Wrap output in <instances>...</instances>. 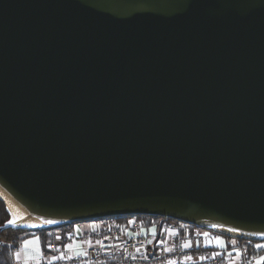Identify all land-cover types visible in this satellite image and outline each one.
<instances>
[{"label": "water", "instance_id": "water-1", "mask_svg": "<svg viewBox=\"0 0 264 264\" xmlns=\"http://www.w3.org/2000/svg\"><path fill=\"white\" fill-rule=\"evenodd\" d=\"M0 201L264 241V0H0Z\"/></svg>", "mask_w": 264, "mask_h": 264}, {"label": "crops", "instance_id": "crops-1", "mask_svg": "<svg viewBox=\"0 0 264 264\" xmlns=\"http://www.w3.org/2000/svg\"><path fill=\"white\" fill-rule=\"evenodd\" d=\"M131 222L133 221L115 220L76 223L71 226L65 227L64 230L55 232V245L57 246V248H60L61 251H65L62 248V245L65 243H73L74 246H76V250L83 251L84 253H87L88 250L96 249L101 253L102 258L109 261V264H126L121 259V251L123 242L127 239V237L145 240L148 245V253L150 255H154L158 252L169 253L170 251H165V249H172L176 236H179V232L182 231L184 234L183 237L180 238L184 240V243H190V248H192L193 250L212 249L213 251H219L220 253L225 255L227 259L226 264H241L242 256H238L236 254L237 251L240 252V249L236 248V245L233 243V241H228L216 234L207 232L205 230H191L187 227L182 228L181 226H179L183 224H169L164 226L160 231H157L155 225H147L145 221L136 223L138 225L136 231L127 232L128 225ZM77 229H79V231H77ZM153 229H155V235H153ZM205 233H207L208 235L205 236ZM35 237L38 236L32 234L25 240H32ZM57 237H64L65 241L63 242L61 241V239L57 240ZM216 237H220L225 242L224 247H221L216 243ZM89 240L92 244L91 247H89L87 243H84L85 241ZM96 241H100L101 244H97ZM149 241H152V243H148ZM23 242L21 243L17 251L21 254L19 260L16 259L15 255L13 256L14 263L36 264L35 260L29 258L37 256V245H25ZM101 245H103V247ZM39 248L42 251L41 243L39 244ZM76 250L67 254L75 257ZM228 252L232 253L231 257L228 256ZM52 255H59V253L56 251H48L47 254H44L45 259L40 261V264L49 263ZM260 256H264V253ZM253 263L255 264L254 259Z\"/></svg>", "mask_w": 264, "mask_h": 264}, {"label": "built area", "instance_id": "built-area-1", "mask_svg": "<svg viewBox=\"0 0 264 264\" xmlns=\"http://www.w3.org/2000/svg\"><path fill=\"white\" fill-rule=\"evenodd\" d=\"M138 225L131 222L128 225L127 232H134ZM184 240L180 236H176L172 250L169 253L158 252L154 255L148 253V245L145 240L139 238L127 237L123 242L121 259L126 264H168L169 260H173L176 264H226L227 259L224 254L212 249H196L183 247ZM11 256L18 251V247L8 245ZM57 246H48V251H55ZM139 249V252L137 251ZM219 253V255H217ZM147 257V258H145ZM191 257V259H185ZM241 264H251V257L242 256ZM49 264V263H47ZM54 264H109V261L102 258L101 253L96 249L88 250L85 256L73 260H58Z\"/></svg>", "mask_w": 264, "mask_h": 264}, {"label": "trees", "instance_id": "trees-1", "mask_svg": "<svg viewBox=\"0 0 264 264\" xmlns=\"http://www.w3.org/2000/svg\"><path fill=\"white\" fill-rule=\"evenodd\" d=\"M130 218H134L137 221H145L147 225L155 224L157 231H160L164 226L169 224L170 222L174 223H179L176 221H172L167 218H162V217H153V216H128V217H115V218H109V219H101V220H96V221H125ZM8 219V215L5 211V208L0 201V226H2ZM182 224V223H181ZM73 224L69 225H64L60 226L57 228H50V229H45V230H37V231H28V230H13V229H7L3 231L0 234V242H1V248H0V264H15L13 261V256L10 254V250L8 248V245H12L13 247H19L21 243L28 238L30 235L35 234L39 237L40 243H41V249L44 254L48 253V246L53 245L56 243L55 240V232L64 230L65 227L71 226ZM187 228L193 230V229H199L194 226H190L187 224H183ZM183 232H179V236L183 237ZM217 235V234H216ZM221 236V235H218ZM226 240H238L239 242V247L242 251L243 256L246 257H253L258 254L263 253L264 251L262 250H256L253 247V244L255 243L254 241H246V240H241V239H233L230 237H225ZM61 241H65L64 237H61Z\"/></svg>", "mask_w": 264, "mask_h": 264}, {"label": "snow or ice", "instance_id": "snow-or-ice-1", "mask_svg": "<svg viewBox=\"0 0 264 264\" xmlns=\"http://www.w3.org/2000/svg\"><path fill=\"white\" fill-rule=\"evenodd\" d=\"M9 223H12V221H9ZM47 224H52V223H55V221L53 220H47L46 221ZM32 227H36L37 225H30ZM77 231H79V229H77ZM229 231H232V229H229ZM261 235H264V233H260ZM153 235H155V229H153ZM205 236H207L208 234L205 233L204 234ZM61 237H57V240H60ZM25 245H28V244H35L37 245V256L36 257H30L29 259H33L36 261V264H40V261L44 260L45 259V256H44V253L43 251L40 250L39 248V244H40V241H39V237H35L34 239L32 240H25L23 242ZM84 243H87L89 245V247L92 246L91 244V241H85ZM97 244H101L100 241H96ZM148 243H152V241H149ZM216 243L221 246V247H224L225 246V242L220 238V237H216ZM233 243H235V241H233ZM103 247V245H101ZM191 244L190 243H185L183 245V247L187 248V247H190ZM52 245H49V248H51ZM257 248H264V245H261V244H257L256 245ZM62 248L65 250V251H61L60 248H56L55 251L59 253V255H52L51 256V259L49 261V264H54L55 261H58V260H73V259H76L78 257H81V256H85L86 253H84L83 251H78L76 250V246H74L73 243H65L62 245ZM74 250H76V255L75 257L72 256V255H68L67 253H71L73 252ZM172 249H165V251H171ZM137 251L139 252V249H137ZM238 256L241 255V253L239 251H237L236 253ZM20 252H16L15 253V257L17 260H19L20 258ZM217 255H219V253H217ZM228 256L231 257L232 256V253L231 252H228ZM147 258V257H145ZM185 259H191V257H185ZM255 260V264H264V256H260V257H254L253 258ZM168 264H176L175 261L173 260H169L168 261ZM249 264H251V262H249Z\"/></svg>", "mask_w": 264, "mask_h": 264}, {"label": "rangeland", "instance_id": "rangeland-1", "mask_svg": "<svg viewBox=\"0 0 264 264\" xmlns=\"http://www.w3.org/2000/svg\"><path fill=\"white\" fill-rule=\"evenodd\" d=\"M128 220H132L134 223H139L140 221L138 220H136V219H134V218H130V219H128ZM169 224H175V225H178L179 223H174V222H170ZM169 224H167V225H169ZM181 224V223H180ZM152 225H155V224H152ZM179 226H181L182 228H186V226H184V225H179ZM200 230H202V229H200ZM202 231H204V230H202ZM211 233V232H210ZM214 234V233H213ZM231 241H235V245H236V248L237 249H240V247H239V242H238V240H231ZM255 243L253 244V247L256 249V250H262V251H264V248H257L256 247V245L257 244H261V245H264V241H260V242H256V241H254ZM239 247V248H238ZM18 249H19V247H18ZM240 252H241V256H243V254H242V251H241V249H240ZM264 253V252H263ZM263 253H261V254H258V255H256V256H253V257H251V258H254V257H257V256H260V255H262ZM255 261V260H254Z\"/></svg>", "mask_w": 264, "mask_h": 264}]
</instances>
